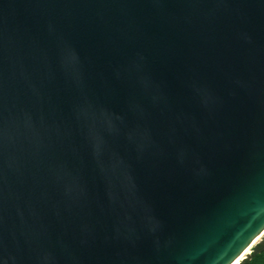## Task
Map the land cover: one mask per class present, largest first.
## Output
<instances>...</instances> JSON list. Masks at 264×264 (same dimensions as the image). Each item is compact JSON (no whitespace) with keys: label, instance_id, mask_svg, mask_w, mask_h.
Here are the masks:
<instances>
[{"label":"water","instance_id":"1","mask_svg":"<svg viewBox=\"0 0 264 264\" xmlns=\"http://www.w3.org/2000/svg\"><path fill=\"white\" fill-rule=\"evenodd\" d=\"M264 233V0H0V264H233Z\"/></svg>","mask_w":264,"mask_h":264},{"label":"trees","instance_id":"2","mask_svg":"<svg viewBox=\"0 0 264 264\" xmlns=\"http://www.w3.org/2000/svg\"><path fill=\"white\" fill-rule=\"evenodd\" d=\"M240 264H264V238Z\"/></svg>","mask_w":264,"mask_h":264},{"label":"bare ground","instance_id":"3","mask_svg":"<svg viewBox=\"0 0 264 264\" xmlns=\"http://www.w3.org/2000/svg\"><path fill=\"white\" fill-rule=\"evenodd\" d=\"M264 237V233L257 238L252 245L233 263V264H240L252 251V249L255 247V245L261 240V238Z\"/></svg>","mask_w":264,"mask_h":264},{"label":"rangeland","instance_id":"4","mask_svg":"<svg viewBox=\"0 0 264 264\" xmlns=\"http://www.w3.org/2000/svg\"><path fill=\"white\" fill-rule=\"evenodd\" d=\"M263 238H264V237H262L261 240H260L257 244H259V243L263 240ZM257 244H256V245H257ZM256 245H255V246H256ZM252 250H253V249H252ZM251 252H252V251H251ZM251 252H250V254H251ZM250 254H249V255H250Z\"/></svg>","mask_w":264,"mask_h":264}]
</instances>
